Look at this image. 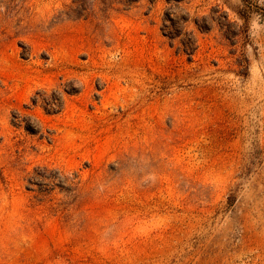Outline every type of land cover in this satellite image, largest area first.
I'll use <instances>...</instances> for the list:
<instances>
[{"label": "rangeland", "instance_id": "rangeland-1", "mask_svg": "<svg viewBox=\"0 0 264 264\" xmlns=\"http://www.w3.org/2000/svg\"><path fill=\"white\" fill-rule=\"evenodd\" d=\"M0 264H264V0H0Z\"/></svg>", "mask_w": 264, "mask_h": 264}]
</instances>
